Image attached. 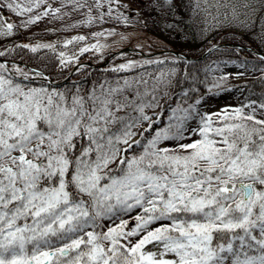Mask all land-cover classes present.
Here are the masks:
<instances>
[{"label":"snow or ice","instance_id":"1","mask_svg":"<svg viewBox=\"0 0 264 264\" xmlns=\"http://www.w3.org/2000/svg\"><path fill=\"white\" fill-rule=\"evenodd\" d=\"M43 3L4 7L25 15ZM49 12L60 9L49 5L21 26ZM15 27L0 17V36ZM59 55L61 65L72 59ZM12 69L0 62V264H264V103L203 111V96L189 103L195 88L176 95L175 68L157 77L163 102L136 80L69 94L21 83L16 76H32ZM146 109H159L155 119Z\"/></svg>","mask_w":264,"mask_h":264},{"label":"rangeland","instance_id":"2","mask_svg":"<svg viewBox=\"0 0 264 264\" xmlns=\"http://www.w3.org/2000/svg\"><path fill=\"white\" fill-rule=\"evenodd\" d=\"M152 1L100 0V5L97 6V0H71V2L70 0H45V3L41 4L38 9H34L31 14L17 15L6 7L7 15L0 11V17H3L4 23L16 25L13 34L18 31L25 35H45L49 37L48 40L50 41L44 43L53 46L52 48L57 51L58 60L60 61L61 59L59 54L63 52L65 59L72 58L69 62L72 63L77 61L82 48L104 53L109 49L115 50L124 47L132 38L135 40V46L145 49V51H148L147 45L149 42L160 44L162 39L146 36L139 32L147 26L149 19L147 12L140 10L139 4L142 2L148 4ZM170 1L177 2V0ZM0 2L5 5L9 0H0ZM194 2L198 12L197 15L199 14L202 24L204 38L209 37L212 32L217 30L245 31L252 28L255 23L264 25V20L260 19V17L264 16V0H194ZM49 5L52 8H59L60 12L56 16L49 12V15L42 16L36 23L27 27L21 26V21L27 20L29 15L34 16L42 13ZM78 5H83V7ZM110 10L111 14H109ZM90 17L93 18L92 22L86 23ZM95 33H103V35L97 36L94 35ZM77 36H83L85 39L73 40L72 43L66 44V41H70ZM7 37L10 36H0V39ZM147 40L149 42L145 43ZM96 44H99L100 47L93 48L92 45ZM129 61L135 62L136 60ZM129 61L123 64H127ZM154 66L142 67L135 73L127 74L121 80L117 79L111 83L100 82L90 92L95 90L96 94L99 95L103 89L116 87L118 82L122 84L125 79L136 80L141 82L137 86L142 93L148 92L151 94L154 89L159 91L162 102L164 99L163 92L166 89H164L162 84L158 83L157 77L172 68L163 65ZM261 72L262 70L245 67L236 61L218 60L211 62L206 69L205 76L208 79L210 88L216 83H219L220 87L212 88V92L204 96L201 104L202 110L218 112L225 107H241L255 101L251 100L244 104H239L241 84L249 78L258 76ZM221 77H226V79L222 80ZM148 81L150 85L144 87L143 85ZM20 82L35 87L53 88L51 86L31 84L27 81ZM101 86H103V89ZM125 95H128V93H125ZM172 102L175 104V98H173ZM255 102L257 105L262 103ZM127 111L129 110H122L119 114L124 115ZM145 111L155 119L153 113L154 111L158 112L159 109H146ZM245 111H250V109L246 108ZM260 112L261 110L257 107L258 118H264L260 116ZM164 115L167 116V112ZM146 127L147 122L141 124L139 128H134L133 131L139 133ZM133 139H140V136L137 135ZM120 147L123 148L124 146L121 145ZM136 214L137 210H133L131 216L124 217V219L129 220V226L134 223ZM103 223L111 225V221H104ZM116 223H119V220Z\"/></svg>","mask_w":264,"mask_h":264},{"label":"trees","instance_id":"3","mask_svg":"<svg viewBox=\"0 0 264 264\" xmlns=\"http://www.w3.org/2000/svg\"><path fill=\"white\" fill-rule=\"evenodd\" d=\"M160 2L161 0H153L148 4L141 3L139 5L140 10L147 12L149 16L147 26L139 32L146 36L162 39L160 44L147 40L145 43L149 42V44L146 48L149 51H156L167 47L192 58L176 56L170 52L148 56H142L136 52H126L111 57L105 65L99 66L97 64L103 61L112 49L104 53L88 50L79 55V62H83V66L74 69L66 81L53 86V88L67 91L69 94L79 89L80 93L84 95L100 82L111 83L117 79L121 80L127 74L135 73L142 67L163 65L176 69V76L171 78L174 84L177 80L180 81V84L175 87L176 95H180L185 89L195 88L194 92H190L189 103H192L195 99L210 93L208 79L205 76L209 63L225 59L239 62L246 67L263 69L261 75L248 79L243 83L239 102L242 104L249 100H257L264 103V61L260 59L261 56L256 54V51L264 54V25L258 23L244 32L234 30L214 31L211 36L204 38L200 17L199 14L197 15L198 12L194 7L193 0H177V2L169 0V4H175L172 11L167 10L168 5H165L163 9L158 7ZM0 11L7 15L6 7L1 2ZM48 39L47 36L37 38L16 31L11 37L0 39V51L13 50L10 55L6 54L0 58L6 60V65L12 70L13 75L15 73L12 66L16 65L29 72L30 75L32 74L30 68H35L47 73L52 80H59L67 74L72 66L68 64L61 65L57 53L52 48H40L36 53H32L29 49L15 47L23 44L34 46L39 41L43 42ZM133 39L127 45L135 46V40ZM212 43H236L249 48L219 45L199 57ZM129 60H136V66L125 70H116L121 64ZM157 60L163 61V63H145V61ZM186 76L187 79H185ZM15 78L31 84L51 86L46 80L37 76H33L30 80H24L20 76ZM149 85L150 82L148 81L143 86L148 87Z\"/></svg>","mask_w":264,"mask_h":264},{"label":"water","instance_id":"4","mask_svg":"<svg viewBox=\"0 0 264 264\" xmlns=\"http://www.w3.org/2000/svg\"><path fill=\"white\" fill-rule=\"evenodd\" d=\"M212 48H213V46L209 47L208 50H210V49H212ZM128 49H130V48H129V47H125V48H122L121 51H123V50H128ZM208 50H207V51H208ZM114 53H115V52H114ZM175 53H177V52H175ZM66 77H67V76H66ZM66 77H65V78H66ZM60 82H62V80H61ZM60 82H57V83H60ZM53 83H55V82H53Z\"/></svg>","mask_w":264,"mask_h":264}]
</instances>
